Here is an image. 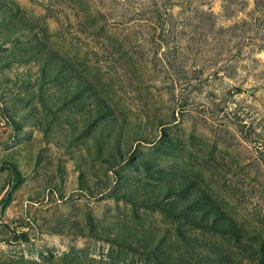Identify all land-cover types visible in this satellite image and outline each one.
<instances>
[{
  "label": "rangeland",
  "instance_id": "374dc122",
  "mask_svg": "<svg viewBox=\"0 0 264 264\" xmlns=\"http://www.w3.org/2000/svg\"><path fill=\"white\" fill-rule=\"evenodd\" d=\"M0 264H264V0H0Z\"/></svg>",
  "mask_w": 264,
  "mask_h": 264
},
{
  "label": "trees",
  "instance_id": "16d2710c",
  "mask_svg": "<svg viewBox=\"0 0 264 264\" xmlns=\"http://www.w3.org/2000/svg\"><path fill=\"white\" fill-rule=\"evenodd\" d=\"M13 174V190L17 189L23 182V177L18 168L13 164H5Z\"/></svg>",
  "mask_w": 264,
  "mask_h": 264
}]
</instances>
